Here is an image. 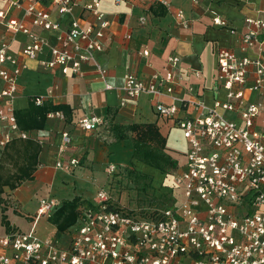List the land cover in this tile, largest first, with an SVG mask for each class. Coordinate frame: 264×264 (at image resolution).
Masks as SVG:
<instances>
[{"label":"built area","instance_id":"1","mask_svg":"<svg viewBox=\"0 0 264 264\" xmlns=\"http://www.w3.org/2000/svg\"><path fill=\"white\" fill-rule=\"evenodd\" d=\"M154 1L170 7L169 0ZM6 2L0 10V24L9 33L7 38L0 37V152L13 140L32 137L30 130L19 127L13 106L29 61L36 60L43 69L57 67L62 74L79 76L85 73L84 65L90 64L104 81V89L113 88L96 58L108 26L101 0H86L82 5L94 18L89 23L73 16L75 0ZM50 5L61 15L70 14L64 28L51 18ZM13 9L22 10L34 27L58 30L55 42L33 31L23 19L10 16ZM211 19L213 25L228 27L218 15ZM244 22L239 52L217 51L214 90L223 88L225 98L215 99L210 106L192 92V85L183 84V76L175 70L177 55L166 58L169 68L165 74L155 71L147 80L130 73L124 76L121 88L125 95H149L155 100L157 115L173 121L187 142L184 161L161 181L159 187L165 189L159 194L162 199H155L154 194L152 204L127 208L100 188L87 200L89 204L81 206L72 224L42 236L35 224L51 218L61 206L53 197H42L29 231L0 228V264H264V60L251 59L245 53L253 46L262 48L264 20L247 16ZM175 23L189 27L181 9L175 12ZM18 32L28 42L11 53L9 44ZM46 53L48 57L43 58ZM250 74L253 77L247 83ZM181 88L187 97L178 94ZM246 91L257 94L256 99H247ZM161 96L170 102L161 101ZM32 99L40 105L45 97ZM224 112H235L240 121L227 118ZM46 118L63 120L64 114L49 111ZM105 123L96 114L78 120L85 131L106 127ZM71 141L68 132H61L55 168L72 172L79 164L80 156L62 159ZM106 171L113 174L115 165L110 164Z\"/></svg>","mask_w":264,"mask_h":264},{"label":"crops","instance_id":"2","mask_svg":"<svg viewBox=\"0 0 264 264\" xmlns=\"http://www.w3.org/2000/svg\"><path fill=\"white\" fill-rule=\"evenodd\" d=\"M73 16L93 21V16L83 4L86 0H75ZM170 7L165 8L154 0H101L100 8L104 13L108 26L102 38L103 48L96 52V58L106 69L105 81L113 85L112 89H104V81L93 70V66L84 65L82 76L62 74L59 68L43 69L36 60L28 62V67L22 71L20 85L13 100L16 109L25 108L31 97L43 95L45 100L53 104L67 106L63 111L64 119H47L43 128L33 129L31 135L40 140L38 163L34 177L22 181L14 189L8 187L0 194L6 202L32 219L38 200L42 197H53L62 204L75 196L90 200L96 192L103 188L110 174L106 171L110 164L117 168L130 166L140 172L159 173L136 159H133L132 133L118 142L107 126L119 123L127 126L131 123H154L166 139V151L177 161L179 166L184 161L187 142L173 121L161 118L154 109V101L147 94H139L128 98L122 90L124 76L127 73L147 80L151 74L158 71L165 74L169 68L166 58L170 55L179 56L175 68L183 76V84L192 85V92L201 96L207 105L215 99L223 100L225 90H214L217 81V51L219 48H229L239 52V38L246 30L245 17H259L264 20V0H169ZM27 2H23L26 5ZM6 0H0V10L5 9ZM164 13L160 14V8ZM155 9V10H154ZM181 9L189 19V27L183 28L175 23V12ZM51 18L64 28L70 14H59L55 6L50 5ZM224 18L228 27L212 24V16ZM10 16L23 19L33 31L55 42L58 30H42L31 25L22 10L13 9ZM143 17V22L140 21ZM230 28L235 32L231 33ZM9 33L0 24V37L7 38ZM264 40V30L261 32ZM28 42L23 33H16L10 41L9 51L17 53ZM147 52L144 54L143 52ZM251 59L264 60V41L262 48L253 46L246 50ZM48 57L46 53L43 58ZM199 72L200 76L194 75ZM252 75L247 83L251 82ZM178 94L187 97L186 90L181 88ZM245 97L255 100L257 94L245 92ZM170 102L167 96L159 98ZM44 100V101H45ZM122 102V103H121ZM190 111V110H189ZM90 114L102 116L106 127L92 131L82 130L78 120ZM224 115L239 122L235 112H224ZM66 131L71 137V144L63 154L62 159L80 156L79 164L72 172L55 168L59 155L61 132ZM177 169V168H176ZM9 199V200H7ZM5 211L0 206V228L2 231L14 230L16 222L8 216L6 209L11 205L5 203ZM5 216V221L2 220ZM46 219V218H44ZM47 220H50L47 219ZM17 221V220H16ZM52 225V224H51ZM42 236L52 235L58 230L55 225Z\"/></svg>","mask_w":264,"mask_h":264},{"label":"trees","instance_id":"3","mask_svg":"<svg viewBox=\"0 0 264 264\" xmlns=\"http://www.w3.org/2000/svg\"><path fill=\"white\" fill-rule=\"evenodd\" d=\"M159 8V13L163 14L164 8ZM32 98L29 99L27 107L15 110L17 123L22 130L29 131L43 128L46 114L49 111H66L67 106L64 104H53L45 100L42 104L37 105ZM107 129L111 130L115 142L128 138L129 134L127 131L132 133L130 138L133 145L131 156L133 159L157 169L160 174H168L176 170L177 161L167 153L166 139L154 123H131L127 126L113 123L107 126ZM40 148L38 140L32 137L16 139L5 146L0 152V194L5 187L14 189L22 181L34 177ZM8 164L12 165L14 170L8 168ZM125 169L134 173L137 176V180H149L150 178L149 175L139 172L130 166ZM142 189H145V186H142ZM87 204L89 202L79 196L64 201L52 215L50 221L58 230H64L74 222L81 206ZM3 220L5 221V216H3Z\"/></svg>","mask_w":264,"mask_h":264},{"label":"rangeland","instance_id":"4","mask_svg":"<svg viewBox=\"0 0 264 264\" xmlns=\"http://www.w3.org/2000/svg\"><path fill=\"white\" fill-rule=\"evenodd\" d=\"M7 166L11 170H14V167L12 165L8 164ZM125 168L127 167L118 168L117 173L110 174V177L107 179L105 185L102 186L103 189L112 194L113 197L119 199L120 204L127 208L152 204V198L154 194H156L157 197H155V199L157 200L163 198V194H159L165 189L163 188V186H159L165 176L170 173L160 174L156 173L157 171H155L154 174H152L149 172H142L150 176L149 180H137V176L132 172H128ZM142 186H145V189H142ZM3 203L11 205L9 208L6 209V212L8 213V216L11 217L14 222H16V229L22 231H29L33 223V219H30L29 217L27 218V216L22 212V210L15 209L14 205L9 202H6V199L4 197H0V206L5 211ZM2 220L3 215L1 221ZM0 224L2 225V229H4L3 224ZM51 224L54 225L50 220L41 218L38 220L37 224H35V229L37 233L43 231L47 232L48 229H52Z\"/></svg>","mask_w":264,"mask_h":264}]
</instances>
